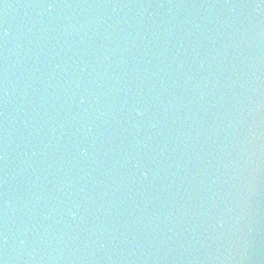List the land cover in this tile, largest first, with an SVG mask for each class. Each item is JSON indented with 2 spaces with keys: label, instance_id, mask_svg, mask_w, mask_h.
I'll list each match as a JSON object with an SVG mask.
<instances>
[{
  "label": "water",
  "instance_id": "95a60500",
  "mask_svg": "<svg viewBox=\"0 0 264 264\" xmlns=\"http://www.w3.org/2000/svg\"><path fill=\"white\" fill-rule=\"evenodd\" d=\"M0 264H264V0H0Z\"/></svg>",
  "mask_w": 264,
  "mask_h": 264
}]
</instances>
